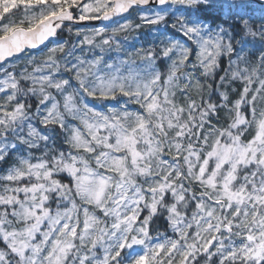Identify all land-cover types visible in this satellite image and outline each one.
I'll list each match as a JSON object with an SVG mask.
<instances>
[{"label": "snow or ice", "instance_id": "obj_1", "mask_svg": "<svg viewBox=\"0 0 264 264\" xmlns=\"http://www.w3.org/2000/svg\"><path fill=\"white\" fill-rule=\"evenodd\" d=\"M10 57L0 264H264V0H0Z\"/></svg>", "mask_w": 264, "mask_h": 264}, {"label": "rangeland", "instance_id": "obj_2", "mask_svg": "<svg viewBox=\"0 0 264 264\" xmlns=\"http://www.w3.org/2000/svg\"><path fill=\"white\" fill-rule=\"evenodd\" d=\"M16 13V15H9V19L10 20H12V19H14V20H16L17 22H19V20L20 19H22L23 18V9H20L19 11H16L15 12ZM97 27H99V26H97ZM51 45H49V47H50ZM47 52V48H44V49H41L40 51H38V52H36V51H34V52H32V54L33 55H36L37 57H41L42 58V53H46ZM225 59H224V66H223V68H227L228 67V60H227V57H224ZM12 64H17V68H16V71L14 72V74L15 75H18L19 74V72L20 71H22L23 70V67H22V64H23V58H21L19 61L18 60H14V59H11V60H9L8 62H6V63H4V64H2V65H0V70H7V71H13V69L10 67V65H12ZM160 69H161V71H165L166 70V65H164V64H161L160 65ZM31 70V67H29V71ZM3 72L4 71H0V79H2L3 78ZM224 74V72H223V70H222V74L221 75H223ZM201 80L202 81H204V78L203 77H201ZM219 80V77L218 78H212V77H210L209 79H208V81H204V84H205V96L207 95V83H209V82H215V81H218ZM22 83H26V82H22ZM232 88H240V89H242V84H241V82L240 81H235L228 89H227V91L229 92V94H230V98H236V95H235V93H233L232 92ZM222 90H224V89H222ZM3 94L2 93H0V96H2ZM215 98H217V97H215L214 96V99ZM30 103H32L33 105H35L36 103H37V101H36V98L35 97H32V99H31V101H30ZM33 111H35V108L33 107V109H32ZM221 116H222V119H226V117H224L223 116V113L221 114ZM213 122H215V121H213ZM38 127H42V126H40L39 124H38V121H36V122H34ZM37 155H39V153H37ZM53 207H55V205H53ZM173 235V233L171 232V229L169 228V236H172Z\"/></svg>", "mask_w": 264, "mask_h": 264}, {"label": "trees", "instance_id": "obj_3", "mask_svg": "<svg viewBox=\"0 0 264 264\" xmlns=\"http://www.w3.org/2000/svg\"><path fill=\"white\" fill-rule=\"evenodd\" d=\"M20 9H23V6L22 5L20 6V8L18 10H15L14 9L13 11L16 12V11H19ZM175 35L179 36V34H175ZM65 36L67 37V33H65ZM32 52H34V51H32ZM36 52H38V51H36ZM224 59L225 58H223V61H222V68L217 70V75L215 76V78H218L222 74V69H223V66H224ZM215 97H218V94ZM224 120H226V119H224ZM58 147L61 150L67 151V147L68 146L66 144H64V143L61 142V143H59V146ZM157 226L159 227V231L160 232H165V230L167 229V235H169V228H167V221L166 220H164L163 218H161L154 225V227H157ZM153 235H155V233H153Z\"/></svg>", "mask_w": 264, "mask_h": 264}, {"label": "water", "instance_id": "obj_4", "mask_svg": "<svg viewBox=\"0 0 264 264\" xmlns=\"http://www.w3.org/2000/svg\"><path fill=\"white\" fill-rule=\"evenodd\" d=\"M83 23L88 24V25L100 26L99 22H96V21H92V22H83ZM46 43H47V42H46ZM43 48H45V46L41 45V46H40V50L43 49ZM31 51H36V50H31ZM11 59H13V58L10 57V58H7L6 61H0V65L4 64V63H6V62H8V61L11 60Z\"/></svg>", "mask_w": 264, "mask_h": 264}, {"label": "clouds", "instance_id": "obj_5", "mask_svg": "<svg viewBox=\"0 0 264 264\" xmlns=\"http://www.w3.org/2000/svg\"><path fill=\"white\" fill-rule=\"evenodd\" d=\"M0 71H6V69L5 70H0Z\"/></svg>", "mask_w": 264, "mask_h": 264}]
</instances>
